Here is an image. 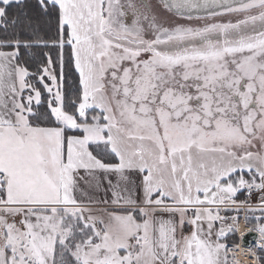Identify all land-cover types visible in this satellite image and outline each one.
<instances>
[{
	"label": "snow or ice",
	"instance_id": "1",
	"mask_svg": "<svg viewBox=\"0 0 264 264\" xmlns=\"http://www.w3.org/2000/svg\"><path fill=\"white\" fill-rule=\"evenodd\" d=\"M245 251L264 264V0H0V264Z\"/></svg>",
	"mask_w": 264,
	"mask_h": 264
},
{
	"label": "bare ground",
	"instance_id": "2",
	"mask_svg": "<svg viewBox=\"0 0 264 264\" xmlns=\"http://www.w3.org/2000/svg\"><path fill=\"white\" fill-rule=\"evenodd\" d=\"M240 231L245 232L247 231V225L241 221L240 225ZM236 259L238 261V264H252L251 258L248 256L247 252H238L236 255Z\"/></svg>",
	"mask_w": 264,
	"mask_h": 264
},
{
	"label": "water",
	"instance_id": "3",
	"mask_svg": "<svg viewBox=\"0 0 264 264\" xmlns=\"http://www.w3.org/2000/svg\"><path fill=\"white\" fill-rule=\"evenodd\" d=\"M246 232V231H245ZM255 233H250L245 237V243H250L252 246L255 245Z\"/></svg>",
	"mask_w": 264,
	"mask_h": 264
},
{
	"label": "trees",
	"instance_id": "4",
	"mask_svg": "<svg viewBox=\"0 0 264 264\" xmlns=\"http://www.w3.org/2000/svg\"><path fill=\"white\" fill-rule=\"evenodd\" d=\"M236 242H240L239 239H238V236L235 238Z\"/></svg>",
	"mask_w": 264,
	"mask_h": 264
},
{
	"label": "rangeland",
	"instance_id": "5",
	"mask_svg": "<svg viewBox=\"0 0 264 264\" xmlns=\"http://www.w3.org/2000/svg\"><path fill=\"white\" fill-rule=\"evenodd\" d=\"M234 239H235V238H234ZM254 246H255V245H254ZM254 246H253V247H254Z\"/></svg>",
	"mask_w": 264,
	"mask_h": 264
}]
</instances>
